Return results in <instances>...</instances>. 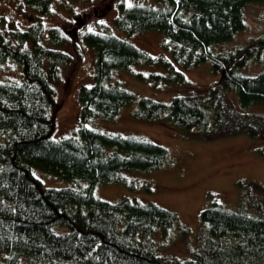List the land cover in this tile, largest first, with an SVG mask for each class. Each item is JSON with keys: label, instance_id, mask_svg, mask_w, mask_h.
Wrapping results in <instances>:
<instances>
[{"label": "trees", "instance_id": "trees-1", "mask_svg": "<svg viewBox=\"0 0 264 264\" xmlns=\"http://www.w3.org/2000/svg\"><path fill=\"white\" fill-rule=\"evenodd\" d=\"M19 1L35 13L32 20L21 26L0 17V66L17 67L0 80V264H264V208L232 210L215 200L200 211L203 232L189 257L159 253L153 237L181 227L177 214L136 197L109 201L94 187L126 183L125 174L132 171L161 168L170 160L168 148L93 125L114 120L137 100L138 119H164L180 135L203 139L244 131L262 139L258 150L264 156V114L244 110L264 106V69L239 72L261 60L264 32L229 51L220 46L245 27L246 6L264 0L121 1L117 25L129 34L161 32L163 52L152 54L113 33L84 30L82 39L94 51L93 80L79 86L78 122L59 138L50 136L52 112L59 106L55 82L72 60L59 47L69 36L58 26L45 28L40 18L53 0ZM206 61L220 75L204 90L181 68ZM136 64L164 68L135 75L154 91L173 84V95L156 99L125 88L116 74ZM229 91L240 109L225 103ZM36 169L87 183L45 186Z\"/></svg>", "mask_w": 264, "mask_h": 264}, {"label": "rangeland", "instance_id": "rangeland-1", "mask_svg": "<svg viewBox=\"0 0 264 264\" xmlns=\"http://www.w3.org/2000/svg\"><path fill=\"white\" fill-rule=\"evenodd\" d=\"M126 5L134 2L144 4L154 0H53L51 11L40 15L45 28L58 26L68 33L69 41L59 47L72 54V60L65 65L55 82L58 108L52 112L53 127L50 136L59 138L70 134L78 122L77 91L81 84L93 80L94 51L82 39L86 29L113 33L123 37L144 50L158 54L162 50L163 34L149 30L129 34L115 22L120 13V2ZM35 13L21 1L0 0V17H5L24 26ZM6 24V25H7ZM264 32V1L251 2L245 8V27L234 37L220 46L222 51L246 45L255 36ZM47 33V31L45 32ZM221 49V48H220ZM13 62L0 66V80L15 74ZM185 75L204 89V85L216 80L220 72L212 70L209 61L193 68H181ZM264 69V52L261 60L253 61L239 70L244 74H255ZM141 71L165 72L157 65L136 64L132 70H120L116 77L123 81L125 88L139 96L148 95L156 99L168 100L175 86L168 90L154 91L151 86L138 78ZM227 104L240 109L236 94L229 91L224 95ZM137 100L126 104L118 117L112 121H94L96 128L123 135H138L150 138L169 150V159L161 168L152 171H132L125 174L126 183L109 182L94 187L97 196L109 201L136 197L143 201H153L177 214L181 227H172L165 233L159 230L154 235L158 251L169 257H189L198 245L202 234L200 211L218 201L232 210H256L264 208V156L258 148L262 143L244 131L221 135L209 139L193 135H180L164 119L147 121L134 116ZM244 110L264 114L263 105H255ZM196 130V129H195ZM35 175L45 186H83L85 180H67L39 169ZM35 171V170H34ZM200 240V239H199ZM4 252L0 251V258Z\"/></svg>", "mask_w": 264, "mask_h": 264}]
</instances>
